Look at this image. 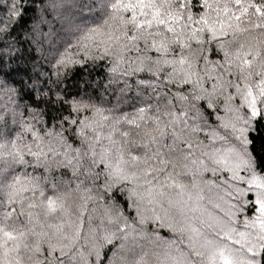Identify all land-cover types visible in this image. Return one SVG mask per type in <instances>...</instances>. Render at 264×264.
<instances>
[{"label":"snow or ice","instance_id":"obj_1","mask_svg":"<svg viewBox=\"0 0 264 264\" xmlns=\"http://www.w3.org/2000/svg\"><path fill=\"white\" fill-rule=\"evenodd\" d=\"M0 264H264V0H0Z\"/></svg>","mask_w":264,"mask_h":264},{"label":"trees","instance_id":"obj_2","mask_svg":"<svg viewBox=\"0 0 264 264\" xmlns=\"http://www.w3.org/2000/svg\"><path fill=\"white\" fill-rule=\"evenodd\" d=\"M29 15H31V13H29Z\"/></svg>","mask_w":264,"mask_h":264}]
</instances>
